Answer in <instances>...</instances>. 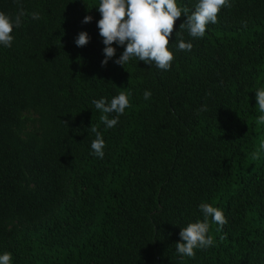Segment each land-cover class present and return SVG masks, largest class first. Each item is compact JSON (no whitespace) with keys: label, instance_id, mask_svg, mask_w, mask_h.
Listing matches in <instances>:
<instances>
[{"label":"trees","instance_id":"obj_1","mask_svg":"<svg viewBox=\"0 0 264 264\" xmlns=\"http://www.w3.org/2000/svg\"><path fill=\"white\" fill-rule=\"evenodd\" d=\"M97 3L0 0V12L25 13L0 46V253L12 264H264V0H229L201 38L179 28L181 14L166 71L113 63L115 42L102 66ZM195 3L177 0L188 14ZM80 31L89 41L77 47ZM120 91L129 106L105 128L91 102ZM202 202L227 222L209 218L213 246L182 260L179 230L202 219Z\"/></svg>","mask_w":264,"mask_h":264},{"label":"clouds","instance_id":"obj_2","mask_svg":"<svg viewBox=\"0 0 264 264\" xmlns=\"http://www.w3.org/2000/svg\"><path fill=\"white\" fill-rule=\"evenodd\" d=\"M229 0H196L194 10L188 14L186 8L178 7L177 0H98L94 8L99 12L100 18L96 20L98 35L102 38L103 66L109 59L113 58L116 48L123 46V51L113 63L124 68L130 61H142L145 64L155 66L160 70H168L173 53L170 48L168 37L172 33L174 21L184 14L185 21L179 28L187 30L192 38H201L205 35L206 26L217 22V13L222 7H228ZM93 8V7H92ZM25 15L21 10L15 17L0 12V46L11 47L14 28H18L21 18ZM33 20H38L39 14H30ZM92 17L85 15L81 23H89ZM89 41L87 32L80 31L74 39L77 47L86 45ZM178 50H190L191 42L183 39L175 41ZM255 106L262 115L257 117V122L264 124V88L255 91ZM131 93L120 91L110 100L105 97L93 99L92 105L102 115L100 120L105 128H112L118 123L119 116L123 115L129 106ZM145 101L151 97L149 90L142 93ZM201 110H206L202 106ZM114 113L111 118L108 114ZM95 133V139L90 142V154L97 158H103L105 141L102 134L95 126L91 127ZM264 148V142L261 143ZM198 211L202 219L188 222L179 230V241L175 243V252L183 260L184 257L191 258L195 250L207 249L213 246V237L209 234V218L218 226H223L227 221L221 209L209 203H200ZM11 253L5 251L0 253V264H12Z\"/></svg>","mask_w":264,"mask_h":264}]
</instances>
